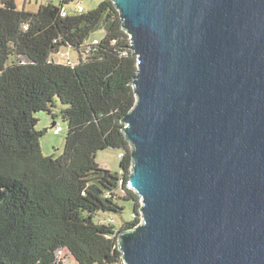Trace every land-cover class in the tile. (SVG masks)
<instances>
[{"label": "water", "instance_id": "95a60500", "mask_svg": "<svg viewBox=\"0 0 264 264\" xmlns=\"http://www.w3.org/2000/svg\"><path fill=\"white\" fill-rule=\"evenodd\" d=\"M137 57L124 264H264V0H112Z\"/></svg>", "mask_w": 264, "mask_h": 264}, {"label": "trees", "instance_id": "16d2710c", "mask_svg": "<svg viewBox=\"0 0 264 264\" xmlns=\"http://www.w3.org/2000/svg\"><path fill=\"white\" fill-rule=\"evenodd\" d=\"M58 1L30 11L0 0V264H58L60 250L78 264H124L118 234L141 222L122 130L137 100V57L112 0L82 12ZM64 49L77 60L53 57ZM57 100L68 130L63 152L48 155L37 114H50L61 133ZM106 148L122 149L121 172L96 161ZM120 199L134 201L132 220L94 221L99 211L122 213Z\"/></svg>", "mask_w": 264, "mask_h": 264}, {"label": "rangeland", "instance_id": "374dc122", "mask_svg": "<svg viewBox=\"0 0 264 264\" xmlns=\"http://www.w3.org/2000/svg\"><path fill=\"white\" fill-rule=\"evenodd\" d=\"M19 8H26L30 11H36L38 10L40 4H45L49 0H15ZM56 4L59 2L58 0H53ZM102 0H74L68 4L69 11L74 10V8L77 7L78 4H81L85 11H89L92 8H95L99 5V3ZM101 35V33L99 32ZM69 53V54H68ZM67 55L68 58L72 61L77 60V54L76 51L71 49H64L63 52L54 54V58L65 62L67 61ZM65 108V105L60 102V100L56 101V105L53 108L54 112L58 113L57 116V122L59 125H61L64 130L59 133L55 134L54 129L51 128L52 123V117L50 114H48L45 111L39 112L37 114L39 118V122L37 125L38 129L43 128H49V130L44 134V136L41 137V145L42 150L44 154H54V155H60L64 150L65 145V137L68 130V123L65 122L62 117L60 116L61 110ZM122 149L117 148H106L101 149L96 153V161L99 163V165L103 168L110 169L114 172H121V157L119 156ZM118 194L122 195L123 192L118 190ZM119 203L124 206V210L122 213H116V212H105V211H99L94 216L95 222H103L105 223L107 219H113V224L120 228L125 222L132 220L133 214H134V201L133 200H124L120 199ZM66 264H78V262L73 258V256L68 253Z\"/></svg>", "mask_w": 264, "mask_h": 264}, {"label": "built area", "instance_id": "2783aa9c", "mask_svg": "<svg viewBox=\"0 0 264 264\" xmlns=\"http://www.w3.org/2000/svg\"><path fill=\"white\" fill-rule=\"evenodd\" d=\"M76 9H77V11L82 12L84 10V7L79 4V5H77ZM62 14L66 15L67 14V10L64 9ZM25 27L27 28V26H25ZM123 154L124 153H122V156H123ZM66 258H67V253L64 250H60L58 252V264H65Z\"/></svg>", "mask_w": 264, "mask_h": 264}]
</instances>
